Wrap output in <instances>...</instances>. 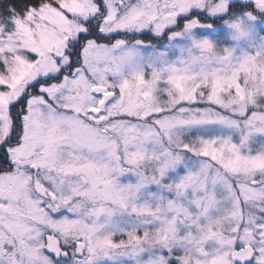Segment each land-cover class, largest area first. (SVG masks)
I'll return each instance as SVG.
<instances>
[{"label":"snow or ice","instance_id":"1","mask_svg":"<svg viewBox=\"0 0 264 264\" xmlns=\"http://www.w3.org/2000/svg\"><path fill=\"white\" fill-rule=\"evenodd\" d=\"M0 8V264H264V0Z\"/></svg>","mask_w":264,"mask_h":264},{"label":"rangeland","instance_id":"2","mask_svg":"<svg viewBox=\"0 0 264 264\" xmlns=\"http://www.w3.org/2000/svg\"><path fill=\"white\" fill-rule=\"evenodd\" d=\"M249 26L251 27V24ZM214 39L219 40L223 46L235 48L237 54H240L244 50L251 51V44L259 45L261 43H264V25L256 26L250 39L242 40L239 42L232 39L231 29H229L227 25H225L223 27V32L218 37H214ZM152 46L155 48L160 47V45L154 46L153 44Z\"/></svg>","mask_w":264,"mask_h":264},{"label":"trees","instance_id":"3","mask_svg":"<svg viewBox=\"0 0 264 264\" xmlns=\"http://www.w3.org/2000/svg\"><path fill=\"white\" fill-rule=\"evenodd\" d=\"M11 2V0H0V5H5L6 3ZM0 11H3V8H0ZM130 36H135L133 34H130ZM138 39L146 40L147 37H144L143 35H136ZM153 43H156L159 45V41H152Z\"/></svg>","mask_w":264,"mask_h":264},{"label":"flooded vegetation","instance_id":"4","mask_svg":"<svg viewBox=\"0 0 264 264\" xmlns=\"http://www.w3.org/2000/svg\"><path fill=\"white\" fill-rule=\"evenodd\" d=\"M133 35H135V34H133ZM136 35H142V34H136ZM151 44H153L154 46H158V44L153 43V42H151Z\"/></svg>","mask_w":264,"mask_h":264}]
</instances>
